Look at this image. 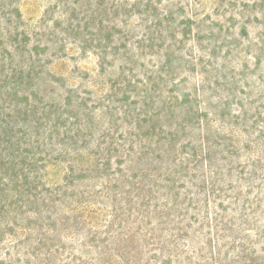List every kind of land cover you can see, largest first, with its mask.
Returning a JSON list of instances; mask_svg holds the SVG:
<instances>
[{"label":"rangeland","instance_id":"rangeland-1","mask_svg":"<svg viewBox=\"0 0 264 264\" xmlns=\"http://www.w3.org/2000/svg\"><path fill=\"white\" fill-rule=\"evenodd\" d=\"M0 264H264V0H0Z\"/></svg>","mask_w":264,"mask_h":264}]
</instances>
